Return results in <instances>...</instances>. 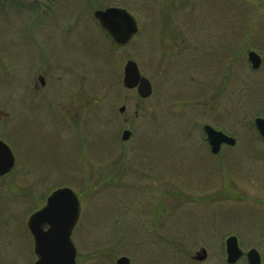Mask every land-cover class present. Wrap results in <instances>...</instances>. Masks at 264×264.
I'll return each instance as SVG.
<instances>
[{"label":"rangeland","instance_id":"374dc122","mask_svg":"<svg viewBox=\"0 0 264 264\" xmlns=\"http://www.w3.org/2000/svg\"><path fill=\"white\" fill-rule=\"evenodd\" d=\"M109 6L138 21L126 45L94 17ZM249 50L261 55L259 69ZM130 59L152 83L148 98L124 86ZM78 84L75 108L52 112ZM257 116L264 0H0V139L16 159L0 176V264L34 263L27 219L61 186L81 200L78 264L122 255L132 264H228L230 235L264 264ZM205 124L236 144L213 154ZM201 248L207 258L197 261Z\"/></svg>","mask_w":264,"mask_h":264},{"label":"water","instance_id":"95a60500","mask_svg":"<svg viewBox=\"0 0 264 264\" xmlns=\"http://www.w3.org/2000/svg\"><path fill=\"white\" fill-rule=\"evenodd\" d=\"M94 17L114 43L120 46L131 41L139 30L137 19L120 6L97 9ZM248 60L254 69L261 67L262 57L257 51L249 50ZM40 80L44 82L42 77ZM123 82L128 89L136 88L142 98H148L152 94L151 81L141 74L138 64L132 59L125 64ZM125 108V106L120 107V112H124ZM254 124L259 135L264 138V117L257 116ZM203 129L213 154H218L225 144L230 146L236 144L235 137L210 124H205ZM131 134L130 130H124L122 139L128 140ZM14 165L15 156L12 149L0 139V176L9 173ZM80 210V200L76 192L68 186H62L53 190L47 197L45 205L30 215L27 225L34 240L33 249L37 257L34 264H77V249L72 239V232ZM46 224L49 225L48 228H44ZM225 245L228 264H235L244 256L248 264H262L258 249L253 247L245 252L236 235L228 236ZM206 258L207 251L204 248L193 256L197 261ZM116 264H132V262L128 256L122 255L116 260Z\"/></svg>","mask_w":264,"mask_h":264},{"label":"flooded vegetation","instance_id":"af4514ba","mask_svg":"<svg viewBox=\"0 0 264 264\" xmlns=\"http://www.w3.org/2000/svg\"><path fill=\"white\" fill-rule=\"evenodd\" d=\"M43 78V80H44V82H42L41 80H40V78ZM39 82H40V84H41V86L42 87H44L45 86V84H46V80H45V78L43 77V76H39ZM39 82H35V84H34V90L35 89H38V87H39ZM61 86V85H60ZM67 88V87H66ZM63 89V88H62ZM74 91H72V93H71V97L69 96L67 99H65V97H63L62 98V100H61V105L60 106H56L55 107V105H54V103L52 104V106H51V109H52V112H57L58 113V110L62 113V114H67L68 112H69V110H70V105H69V102H71V103H73V105H74V107L72 106L71 108L72 109H74L75 108V106H76V104H77V96L79 97V94H80V90H81V86H80V84H78L76 87H74V89H73ZM69 94L67 93L66 94V96H68ZM73 96H75V97H73ZM73 100H75V101H73ZM54 109V110H53ZM79 116V111H77L76 112V117H78ZM79 197V196H78ZM79 200H80V197H79ZM80 207H81V200H80ZM81 210H80V215H79V218H78V220H77V222H76V224H75V226H74V228H73V232H72V239H73V235L75 234V232L77 231V229L79 228V226H81ZM27 221H28V219H27ZM49 227V225L48 224H46V225H44V228H48ZM29 229V228H28ZM30 231V230H29ZM31 233V232H30ZM32 235V234H31ZM32 237V243H33V248H34V240H33V236H31ZM73 242H74V239H73ZM74 244H75V242H74ZM33 252H34V249H33ZM36 256V255H35ZM37 260V257H36V259H35V261ZM35 261H34V263H35ZM76 262H77V256H76ZM33 263V264H34ZM78 264V263H77Z\"/></svg>","mask_w":264,"mask_h":264}]
</instances>
